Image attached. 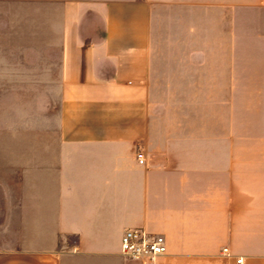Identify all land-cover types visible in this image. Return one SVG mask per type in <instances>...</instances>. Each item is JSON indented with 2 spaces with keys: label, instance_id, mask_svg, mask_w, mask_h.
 <instances>
[{
  "label": "crops",
  "instance_id": "crops-1",
  "mask_svg": "<svg viewBox=\"0 0 264 264\" xmlns=\"http://www.w3.org/2000/svg\"><path fill=\"white\" fill-rule=\"evenodd\" d=\"M165 1L224 37L233 9L264 10L0 0V264H142L123 255L129 228L166 237L157 264H264V42L233 57L208 40L157 87Z\"/></svg>",
  "mask_w": 264,
  "mask_h": 264
},
{
  "label": "rangeland",
  "instance_id": "rangeland-1",
  "mask_svg": "<svg viewBox=\"0 0 264 264\" xmlns=\"http://www.w3.org/2000/svg\"><path fill=\"white\" fill-rule=\"evenodd\" d=\"M244 10V9H240ZM202 10L191 7L183 10L175 2H163L155 10L152 25V73L153 81L160 83L161 75L178 65L170 64L175 58L191 57L204 52L206 42L227 40L232 43V56L244 51L256 55L257 49L239 48L264 42V10L236 11L233 9L231 32L224 37L220 31L209 32ZM195 14L197 16H195ZM262 51V50H261ZM179 67H183L179 65Z\"/></svg>",
  "mask_w": 264,
  "mask_h": 264
},
{
  "label": "built area",
  "instance_id": "built-area-1",
  "mask_svg": "<svg viewBox=\"0 0 264 264\" xmlns=\"http://www.w3.org/2000/svg\"><path fill=\"white\" fill-rule=\"evenodd\" d=\"M137 158L140 163H144V152L139 151ZM121 246L124 256L142 264H157L158 258L168 251L167 240L163 234L148 232L142 228L127 229L123 233ZM238 261L241 263L242 259Z\"/></svg>",
  "mask_w": 264,
  "mask_h": 264
}]
</instances>
